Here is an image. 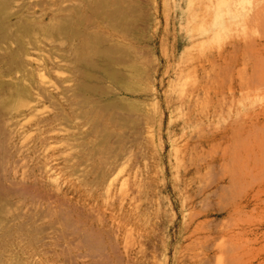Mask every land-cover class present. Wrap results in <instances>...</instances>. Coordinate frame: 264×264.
Masks as SVG:
<instances>
[{
  "label": "rangeland",
  "instance_id": "1",
  "mask_svg": "<svg viewBox=\"0 0 264 264\" xmlns=\"http://www.w3.org/2000/svg\"><path fill=\"white\" fill-rule=\"evenodd\" d=\"M0 264H264V0H0Z\"/></svg>",
  "mask_w": 264,
  "mask_h": 264
},
{
  "label": "bare ground",
  "instance_id": "2",
  "mask_svg": "<svg viewBox=\"0 0 264 264\" xmlns=\"http://www.w3.org/2000/svg\"><path fill=\"white\" fill-rule=\"evenodd\" d=\"M107 1H108V0H107ZM97 4H98V3H97ZM103 4H104V3H103ZM103 4H102V5H103ZM115 4H118V3H115ZM24 6H25V5H23V7H24ZM99 6H100V4H99ZM103 6H104V5H103ZM105 6H106V5H105ZM89 7H91V6H89ZM101 7H102V6H101ZM114 8H116V7H114ZM21 9L23 10L22 6H21ZM116 9H117V8H116ZM19 10H20V9H19ZM22 10H20V11H22ZM41 16H42V15H41ZM26 17H27V16H26ZM42 17H43V16H42ZM42 17H41V18H42ZM110 17H111V16H110ZM30 18H31V17H30ZM30 18H29V19H30ZM32 18H33V17H32ZM41 18H40V19H41ZM112 18H114V16H112L111 19H112ZM117 18H119V17H117ZM121 18H122V17H121ZM114 19H115V18H114ZM114 19H113V21H114ZM20 21H21V20H20ZM74 21H76V20H74ZM76 22H77V21H76ZM119 22H121V21H119ZM21 23H22V22H21ZM23 24H24V23H23ZM23 24H22L21 26H24ZM25 24H26V23H25ZM82 24H83V22H82ZM120 24H122V23H118V25L115 24V26H117V28H118V27H120V26H119ZM29 25H30V24H29ZM29 25L26 26V27H29ZM122 25H123V24H122ZM122 25H121V27H122ZM35 26H36V25H35ZM35 26H33L32 28H34ZM46 26H47V25H46ZM26 27H24V30H26ZM43 27H44V26H43ZM43 27H42V28H43ZM66 27H67V26H66ZM80 27H81V26H80ZM32 28H31V29L27 28V29H29V31H31V30H33ZM67 28H68V27H67ZM67 28H62V29H63V30L61 29L62 32H63V31L66 32V30H64V29H67ZM37 29H38V28H37ZM39 29H40V28H39ZM120 29H121V28H120ZM22 30H23V29H22ZM44 31H45V30H44ZM27 32H28V30H27ZM23 33H24V32H23ZM28 33H29V35H30V32H28ZM71 33H72V30H71ZM73 33H75V32L73 31ZM25 34H26V31H25ZM25 34H23V35L26 36L27 34H26V35H25ZM67 34H68V32H67ZM29 35H27V36H29ZM70 35H72V34H70ZM73 35H75V34H73ZM70 37H71V36H70ZM69 39H70V38H69ZM72 39H73V36H72ZM16 40H17V39H16ZM19 40H20V39H19ZM19 40H17V41H19ZM70 40H71V39H70ZM71 41H72V40H71ZM18 44H21V43L19 42ZM22 44H23V43H22ZM24 45H25V44H24ZM24 45H23V46L21 45L20 47H21V48H22V47H25ZM16 46H17V45H16ZM33 46H35V45L33 44ZM17 47H19V46H17ZM19 50H20L21 52L23 51V54H25V52H24V50H26L25 48H24V50H23V48H22V49H19ZM21 54H22V53H21ZM13 56H14V55H13ZM15 57H16V56H15ZM10 58H11V57H10ZM111 58H112V61H114L113 57H111ZM111 58H108V57H107V59H106V60H107V63H108V59L110 60ZM12 59H13V58H12ZM93 59H94V58H93ZM54 60H55V59H53V62H54ZM84 60H85V59H82V61H84ZM95 60L98 61V59H95ZM104 60H105V59H104ZM115 60H117V59L115 58ZM2 61H3V60H2ZM82 61H81V62H82ZM85 61H86V60H85ZM85 61H84V62H85ZM118 61H120V60L118 59ZM84 62H82V64H83ZM109 62H110V61H109ZM121 62H122V61L117 62V63H118V64H121ZM54 63H55V62H54ZM79 63H80V62H79ZM98 63H99V62H98ZM98 63H97V64H98ZM101 63H102V62H101ZM103 63H106V62H103ZM111 63H112V62H111ZM114 63H116V62L114 61ZM5 64H6V63H5ZM25 64H26V63H25ZM25 64H24V65H25ZM90 64H91V63H90ZM109 64H110V63H109ZM112 64H113V63H112ZM80 65H81V64H80ZM86 65H87V63H86ZM91 65H92V64H91ZM95 65H96V64H95ZM107 65H108V64H107ZM55 66H56V65H55ZM82 66H83V65H82ZM88 66H89V64H88ZM99 66H100V65H99ZM89 67H90V66H89ZM95 67H96V66H95ZM95 67H94V68H95ZM97 67H98V65H97ZM97 67H96V68H97ZM100 67H101V66H100ZM100 67H99V69H102V70H105V69H106V68L103 69L104 67H103V68H100ZM105 67H107V66L105 65ZM108 67H109V66H108ZM108 67H107V68H108ZM7 68H9V67H7ZM83 68H85V67H83ZM90 68L92 69V68H93V65H92ZM85 69H86V68H85ZM6 70H11V69L9 68V69H6ZM92 70H96V69H92ZM102 70H101V71H102ZM109 70L111 71L112 69H109ZM109 70H108V71H109ZM87 71H89V70H87ZM97 71L99 72V70H97ZM105 71H107V70H105ZM108 71L105 72V73H108ZM7 72L9 73L10 71H7ZM7 72H6V73H7ZM91 72H92V71H91ZM103 72H104V71H103ZM113 73H114V72L112 71L111 75H112ZM4 74H5V72H4ZM108 74H109V73H108ZM109 75H110V74H109ZM114 75H115V74H114ZM114 75H113V77H115ZM88 76H89V75H88ZM85 84H86V83H85ZM85 84H83V85L81 84V85H82L83 87H84V86L87 87ZM85 87H84V88H85ZM86 89H87V88H86ZM84 90H85V89H84ZM239 234H240V233H239ZM240 260H241V259H240Z\"/></svg>",
  "mask_w": 264,
  "mask_h": 264
}]
</instances>
